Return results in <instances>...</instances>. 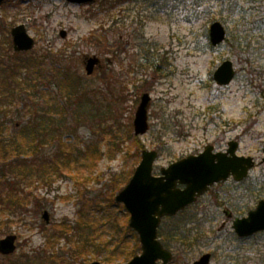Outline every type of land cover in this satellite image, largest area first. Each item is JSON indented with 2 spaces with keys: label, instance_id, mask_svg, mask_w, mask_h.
I'll return each mask as SVG.
<instances>
[{
  "label": "rangeland",
  "instance_id": "obj_1",
  "mask_svg": "<svg viewBox=\"0 0 264 264\" xmlns=\"http://www.w3.org/2000/svg\"><path fill=\"white\" fill-rule=\"evenodd\" d=\"M153 4L150 0L87 4L5 0L0 5V54L14 51L10 30L25 24L36 45L23 59L43 60L47 79L57 62V68L65 67L67 76L78 84L75 91L55 77L48 88L44 83L33 87L24 79L25 90L20 91V85L15 97L2 98L12 111L13 126L20 127L32 110L38 112L36 120L46 105V112L56 120L58 112L50 106L64 103L65 123L76 127V131L60 130L64 147L76 151L94 145L100 152L89 154V168L84 171L77 172L80 165L71 161L69 169L57 173L51 183L33 176L22 184L24 191L44 203L40 209L34 199L23 213L0 208V239L18 236V249L7 256L0 253L1 264L22 253L69 252L73 241L60 238L52 248L41 224L52 228L64 219L74 224L79 208L93 199L102 208H93L92 217L112 239L115 232L108 218L121 223L124 211L121 206L108 208L107 201L128 183L143 150L159 152L154 173L160 174L162 167L198 154L208 144L226 151L233 140L238 142L237 155L255 161L246 180L237 183L229 178L213 185L196 203L165 218L159 237L175 254L170 264H192L206 252L213 253L210 264H264V232L239 240L232 220L223 226L227 208L243 217L264 199V0H156ZM214 21L226 30L218 46H212L209 36ZM87 56L100 59L92 75L85 70ZM225 60L233 63L235 76L222 85L214 73ZM146 92L151 95L150 128L137 136L133 120ZM19 93L30 100L21 99ZM44 120L46 126L53 122ZM5 189L1 184L0 192ZM45 210L49 224L42 216ZM106 254L92 251L84 262L82 257L69 256L66 264L103 263ZM131 258L120 255L114 264H127Z\"/></svg>",
  "mask_w": 264,
  "mask_h": 264
},
{
  "label": "trees",
  "instance_id": "obj_2",
  "mask_svg": "<svg viewBox=\"0 0 264 264\" xmlns=\"http://www.w3.org/2000/svg\"><path fill=\"white\" fill-rule=\"evenodd\" d=\"M150 1L154 3L153 6L156 4V0H154L155 2L153 0ZM24 54L25 52L15 51L10 55H6V53L0 54V185H6L5 191L0 192V208L7 209L11 214L26 212L29 203L33 199L36 208L40 209L43 207L44 203L42 201L36 198L32 192L24 191L22 187V184H25L31 177L35 176L39 181L51 183L57 173H62L69 169L68 165H70L71 161L80 165V168H76L77 172L84 171V169L89 168V154H100L94 145L92 147L86 145L84 149L78 148L76 151L70 149L71 147H64L59 134L60 130L67 128L76 131L75 126L71 127L65 123L68 118L65 113L67 109L64 103L50 106V108L58 112L59 118L56 120L51 114L46 112V105L40 109L41 115L36 120L35 116H38V112L32 110V114H28L29 118L20 127H17V125L13 126L11 122L12 111L4 106L2 98L15 97L17 87L20 85V91L25 90L23 82H21L24 79H26L25 82L28 85H33V87L34 84L39 85L40 83H44L46 88L53 86L52 79L54 77L56 81L58 80L62 84H69L72 90L76 91L77 87L75 86L78 85L70 76H67L65 67L57 68V62L52 65L51 78L47 79L44 76V61L34 57L23 59ZM23 70H25V73L21 72ZM18 95L21 99L30 100L31 98L21 93ZM36 106L39 107V105ZM46 118L49 121H53L50 126L48 123L47 126L45 125L44 119ZM9 124L12 125L14 132L8 133ZM55 131H58V135ZM50 134L52 137L48 139ZM48 143H53L51 148L47 147ZM111 195L112 197L107 201V207L116 208V206H121L122 211H124V219L121 223L114 222L115 217L110 216L112 218H108L112 222L110 227L115 232V236L112 239L105 237L107 232L104 229H99L97 222L92 217L91 210L93 208H102L93 199L90 204L84 203L79 208L78 219L74 224H71L67 219L53 224L52 228H49L44 223L41 224V228L46 233L49 246H53L52 242L60 238L73 241L69 252H58V250L48 249L36 251L34 256L22 253L9 264H66L67 261H70L68 259L69 256L74 259L82 257L84 262L87 254L92 251H95L97 255L103 251L106 252L103 263L114 264L116 257L120 255L129 259L138 254L141 249L139 236L129 226V216L124 206L116 203L114 191ZM50 229L52 230L51 232H49Z\"/></svg>",
  "mask_w": 264,
  "mask_h": 264
},
{
  "label": "water",
  "instance_id": "obj_3",
  "mask_svg": "<svg viewBox=\"0 0 264 264\" xmlns=\"http://www.w3.org/2000/svg\"><path fill=\"white\" fill-rule=\"evenodd\" d=\"M72 3H89L95 0H67ZM4 0H0V4ZM210 40L216 46L226 38V30L220 21H214L210 26ZM13 46L15 51H28L35 46V39L28 33L25 24L12 28ZM66 36V31H62ZM100 62L97 56H88L84 61L87 74H92L96 64ZM235 76L233 63L224 61L215 71L214 78L219 84L230 83ZM150 93H143L134 118L136 135L145 134L149 129L148 108ZM209 145L199 155H190L168 167L161 169V175H154L153 168L158 151L144 150L142 159L126 186L116 195L118 203H124L130 213L129 225L138 234L141 242V254L134 256L127 264H169L173 253L168 250L158 238V228L162 217L175 215L195 202L215 182L226 180L232 173L236 180L248 175L255 162L252 157L235 155L237 143L231 142L227 153H213ZM228 153L232 156L228 157ZM217 160V161H216ZM178 184L184 185L179 187ZM47 223L50 221L48 211L43 213ZM233 228L240 237L253 235L264 231V200L248 213V216L234 220ZM16 234H9L0 239V253L9 255L17 250ZM211 254L206 253L193 264H209ZM86 264H102L92 261Z\"/></svg>",
  "mask_w": 264,
  "mask_h": 264
},
{
  "label": "flooded vegetation",
  "instance_id": "obj_4",
  "mask_svg": "<svg viewBox=\"0 0 264 264\" xmlns=\"http://www.w3.org/2000/svg\"><path fill=\"white\" fill-rule=\"evenodd\" d=\"M230 144V142H228V145ZM228 150V148L226 149V151ZM214 152H216V153H222V151H220V150H216L215 149V146H214ZM223 152H225V151H223ZM234 181H236L234 178H232ZM244 180H246V178L245 179H243V180H241V181H236L237 183H239V182H242V181H244ZM216 184H218V183H216ZM210 190V189H209ZM252 195H255V193L253 192V194ZM259 197V196H258ZM260 200L261 199H259L258 200V202H257V204L260 202ZM256 207V206H255ZM250 211V210H249ZM248 211V212H249ZM224 213H225V216L227 217L226 218V220L223 222V226L224 225H226V223H227V221H229V220H232V222L234 221V219L235 218H237V216H234L235 214H234V212L230 209V208H227L226 210H224ZM212 258H213V253H212Z\"/></svg>",
  "mask_w": 264,
  "mask_h": 264
}]
</instances>
